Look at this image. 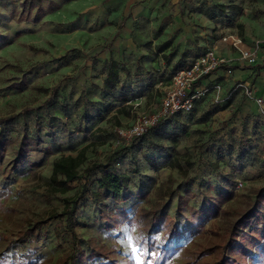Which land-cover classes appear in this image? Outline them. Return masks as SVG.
Segmentation results:
<instances>
[{"label":"rangeland","instance_id":"374dc122","mask_svg":"<svg viewBox=\"0 0 264 264\" xmlns=\"http://www.w3.org/2000/svg\"><path fill=\"white\" fill-rule=\"evenodd\" d=\"M24 1L0 0V264H61L69 237L51 214L78 192L86 167L108 160L131 178L127 201L110 206L113 213L122 207L126 220L109 228L91 199L80 202L75 232L82 253L75 264H103L92 250L108 256L105 264H264V243H246L251 259L240 249L253 210L264 212V110L246 94L250 86L226 73L234 65L209 76V87L219 90L210 89L191 113L117 144L119 129L159 112L172 72L215 42L222 27L243 37L247 25L263 39L264 0H136L141 5L126 16L124 0H71L39 22L18 21ZM43 1L45 9L61 0ZM138 10L143 16L132 21ZM201 17L222 25L204 33ZM151 39L169 41L171 49L145 56L131 47L119 59L123 89L97 92L115 43L132 40L146 49ZM189 42L192 51L184 48ZM157 58L164 63L156 66ZM251 68H264V53ZM24 135L41 143L12 169ZM45 147L50 154L40 151ZM80 151L84 161L71 190L48 195L54 159ZM88 182L92 188L95 174Z\"/></svg>","mask_w":264,"mask_h":264},{"label":"trees","instance_id":"16d2710c","mask_svg":"<svg viewBox=\"0 0 264 264\" xmlns=\"http://www.w3.org/2000/svg\"><path fill=\"white\" fill-rule=\"evenodd\" d=\"M71 0H61L59 4H52L51 1L46 2L47 6L43 9V0H25L22 4V10L18 16V21H29L39 22L53 11L59 8V5L70 2ZM31 11H34L31 16ZM212 18V17H211ZM170 42L166 41L158 47L159 51L162 52L170 47ZM120 71V65L115 61H110L105 68V79L103 88L105 92L111 93L114 91L116 85L119 83L118 73ZM55 97V91H53L49 98L53 100ZM114 97V96H113ZM116 98V97H115ZM205 98V97H204ZM202 98V99H204ZM194 102V106L197 102ZM124 101V99L120 100ZM194 106L191 112L194 109ZM189 112V113H191ZM188 113V114H189ZM183 114H176L170 118H166L158 122L153 127L149 128L147 132L139 138L131 140L132 142L144 139L150 132L162 128L167 122L174 120L176 117ZM130 141V142H131ZM40 139L29 137L24 135L18 141V148L16 150V159L13 161L12 169L18 167L23 163L24 157L28 152L38 149L40 145ZM1 146V145H0ZM28 147L30 150L25 151L24 147ZM40 151L50 154V150L47 147ZM84 161L83 152L80 151L75 157L72 156H60L54 159L52 164L51 174L47 183L46 193L48 195L65 194L71 190L70 184L79 178V168ZM95 174L94 186L90 188L88 177ZM231 175H227L224 187L227 189L231 185ZM131 178L128 173L118 172L111 167L110 160L105 163H93L84 169V176L82 178V184L78 192L69 199L65 200L63 209L60 212L51 214V219H58L63 230L69 237L70 252L64 257L61 264H75L76 259L81 255V251L78 247V236L75 232V219L77 217L79 207H83L80 202H84L86 199H91L92 203L98 209L100 219L103 221L105 226L114 227L120 222L119 218L122 217L126 220V212L121 207L120 210L112 212L111 205H120L127 201V190L130 184ZM87 202H84V205ZM253 220L248 225V238L242 240L240 249L244 252L246 258L251 259V248L246 246V243H251V247L262 246L264 243V237L260 232L264 231V212L262 210H253ZM122 220V219H121ZM91 256L94 259H99L103 264L108 261V256L102 252L92 250ZM2 256L0 255V261ZM222 264H236L235 260L223 261Z\"/></svg>","mask_w":264,"mask_h":264},{"label":"built area","instance_id":"2783aa9c","mask_svg":"<svg viewBox=\"0 0 264 264\" xmlns=\"http://www.w3.org/2000/svg\"><path fill=\"white\" fill-rule=\"evenodd\" d=\"M219 42L228 44L237 50L240 60L245 65H257L260 42H254L251 48H241V39L231 34L222 36L217 43ZM217 43L205 46L202 53L187 67L176 70L173 73L168 86L161 96L159 112L149 118L145 116L139 118L127 130L119 129L117 131V144L119 140L128 144L131 140L141 137L149 128L163 119L170 118L176 114H188L191 112L194 102L204 98L210 89L219 90L218 85H213L212 88L202 84L203 80L208 78L213 72L229 65V61L218 54ZM226 73L230 74L231 70L227 69ZM245 92L249 97L255 98L251 90L246 88ZM254 100L259 106L264 105L262 98H255ZM241 186L242 184L239 182L236 188L239 189Z\"/></svg>","mask_w":264,"mask_h":264},{"label":"crops","instance_id":"0c3cea01","mask_svg":"<svg viewBox=\"0 0 264 264\" xmlns=\"http://www.w3.org/2000/svg\"><path fill=\"white\" fill-rule=\"evenodd\" d=\"M124 2H125L126 11L124 12L123 16H126L129 13H132L133 10H134V7H137V6L139 7L141 5V3L140 4L136 3L137 2L136 0H124ZM134 3L137 4V5H134ZM148 5L149 4L146 3V6H143L142 9H139V10H144L146 7H148ZM139 10H138L137 14H135L134 16L132 15V17L130 16L132 18V21H135L137 18H140V17L143 16L142 14L139 13ZM201 18H202V20H205V22H206V24H205L206 26L204 27V31H202L204 33H208V31H212L215 26H221L222 25V23L220 21H217V20H219V18L218 19H214V20L208 19L206 17H201ZM258 29H259L260 33H262L263 36H264V29H261V26H258ZM116 32H118V31H116ZM230 34L234 35V36H237L238 38L241 39V41H242V45H240L241 48H243V47L251 48V47H253V44L256 41L261 43L260 44V49L258 51V63H257V65H258L260 63V61L262 59V56H263V53H264V50H263L264 38L260 40V38H259L260 35L259 34L257 35L255 32H253L247 25H245V27H244L243 37H240L236 32H229V29L227 27H225V26L222 27L221 36L215 42H212L210 44L209 43L205 44L201 48V53H202V51H203L205 46L217 43L222 36L230 35ZM135 35H136L137 39L138 38H140V39L144 38V35H143V33L141 31L136 30L135 31ZM151 41H152V44L150 45V47H148L146 49L144 48V46L143 47L141 46L139 48L138 45H135V46L132 45V40L129 41V44H128V40H127L122 45V47H120L121 44H119V42L115 43L114 44L115 45L114 46L115 47L114 48V53H112V55H109L108 62L106 64H104L102 66V68H100V73H99L100 74V86L97 88V92H99V93L105 92V90L103 88V83H104V79H105V68H106V65L110 61H115V62H117L120 65L119 59L121 60L123 55H124V57H125V55H128V53H130L132 51L131 47H134L137 51H139L140 55H145V56H149V53H151L150 52L151 50L157 56H161V55L166 54L167 51H169L171 49V45H170V47L168 49L160 52L158 47L161 46L164 42H162L161 44H158L153 39H151ZM193 45H194V47H193ZM200 45L201 44H199V46ZM217 47H218V50H217L218 54L221 57H223L226 60H228L229 61V65L232 64L235 67L234 69L231 70V73H230V74L234 75L233 78H232L234 83L240 84L244 88L250 86V90L252 91L254 97L255 98H262L264 100V68H259L258 70L255 69V71H254L251 67H255L256 65L255 66H247V65H245L240 60L238 51L235 50L234 48L230 47L228 44L219 42V43H217ZM184 48L187 49L188 51H192L191 48H196V46H195V44L189 42V45L185 46ZM180 53H183V52H180ZM198 56H196V57H198ZM181 57L182 56L180 54L179 56L176 57V59L174 58V59L171 60L170 58H168L167 61L171 60L172 64H175L181 59ZM195 58H193L188 63V65ZM145 59H147V58H145ZM156 60H157L156 61V66H160L161 62L164 63V61H162L160 58H157ZM187 66H185V67H187ZM179 69H182V68H179ZM179 69H176V70H179ZM176 70H174L172 72V75H173V73ZM128 72H129V70H128ZM125 77H126L125 68H123L120 65V71L118 73L119 83L116 85V87H115V89H114V91L112 93H114L115 91H118L119 89H123L122 80H124ZM202 84L205 85V86H210L209 77L206 78L205 80H203ZM119 86H120V88H119ZM114 97H117L116 94L114 95ZM260 108L262 110H264V105L260 106Z\"/></svg>","mask_w":264,"mask_h":264}]
</instances>
